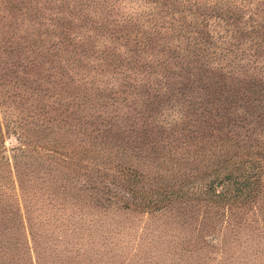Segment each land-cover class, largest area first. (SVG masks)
<instances>
[{
    "label": "rangeland",
    "instance_id": "rangeland-1",
    "mask_svg": "<svg viewBox=\"0 0 264 264\" xmlns=\"http://www.w3.org/2000/svg\"><path fill=\"white\" fill-rule=\"evenodd\" d=\"M164 181L254 194L124 206ZM0 249L264 264V0H0Z\"/></svg>",
    "mask_w": 264,
    "mask_h": 264
},
{
    "label": "trees",
    "instance_id": "trees-1",
    "mask_svg": "<svg viewBox=\"0 0 264 264\" xmlns=\"http://www.w3.org/2000/svg\"><path fill=\"white\" fill-rule=\"evenodd\" d=\"M180 116L181 115L178 113L176 115V118H180ZM122 168L123 169L125 168L128 171L134 170V172H137V174L141 176H143V174L145 173L141 169H137L130 166H125V167L122 166ZM155 174L162 177L161 172L157 170ZM220 178L222 177H219L218 181ZM181 184L182 182L180 181L178 182L164 181L162 185L156 186L153 189V191L147 192L145 190H140L135 184L132 183L129 184L127 182V188L129 189V192L132 194V196L129 201L124 202V206L126 207L131 206L133 209H137L139 207H150V208L157 207V209H159L175 201H184L186 199L192 198V200L194 201L201 200L203 204H210L213 206H225L226 208H231V207H236V206L239 207L241 205H244L245 201L247 200V197L254 194L252 188H250L247 191L245 189L238 190V192L236 191L231 192L228 189V187L225 186L224 187L222 186L221 189H216L214 188L213 183L211 181L199 185L195 189H189L183 187ZM17 239L18 236L16 235L13 241L14 248L16 251L19 248L16 245ZM217 244L218 247L221 248V250H224L225 238L223 237V235L220 237V239L218 238ZM16 253L17 254L10 253L8 257L10 258L19 257V261H21L20 264H28L26 262V258H24L20 250L19 252ZM31 264H45L43 260V254L38 256L36 255L31 256Z\"/></svg>",
    "mask_w": 264,
    "mask_h": 264
}]
</instances>
